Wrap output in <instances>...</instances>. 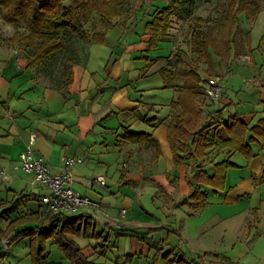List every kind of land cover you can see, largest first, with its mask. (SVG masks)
Here are the masks:
<instances>
[{
	"label": "crops",
	"instance_id": "0c3cea01",
	"mask_svg": "<svg viewBox=\"0 0 264 264\" xmlns=\"http://www.w3.org/2000/svg\"><path fill=\"white\" fill-rule=\"evenodd\" d=\"M122 31L123 33L126 32L125 30ZM110 34V32L106 34L104 43L101 45L89 43L79 44V60L72 67L73 78L71 84L68 86L66 95L56 90L53 86H46V84H44L45 79L43 80V77L37 76L33 68H28L26 63H20V58L17 55L16 49L12 48L10 45H5V42H0V170L4 169L11 175L9 181H3L0 178V192L5 189L14 193L20 188L27 189L28 183L31 184L29 181L31 177H29V175L27 176L21 171H13V165L16 163L19 154L28 142L31 132L37 134V138L32 145L34 152L44 158L51 172L56 174L61 171L63 159L66 157H75L79 159L82 155L93 160L94 158H102L105 154L115 153L122 155L125 161V142H122L121 139V137H123V129L127 127L132 130L131 127H136L152 135V138L159 143L161 153L157 161L153 164L149 163L151 162L153 154H146L148 158L147 162L151 165L150 167L146 165H142L143 167L139 166L142 157L138 153L133 155L129 154L128 156H130V158L128 159L127 169V171H130L129 174L131 175L135 172L136 174L134 177H138L139 179L144 178L147 181L150 179L166 180L169 175L177 178V186L181 189L179 196L181 197L177 196L170 199V203L166 205L168 212L171 209L174 211V209H177L179 206L186 205L188 207L190 206L189 208L192 207L188 201L180 202L183 195L187 197L189 194V186L185 181V175L189 172L186 170L187 164L179 167L174 166L166 136L167 121L171 113V106L168 104V113L162 118L160 117L161 109L159 108V104L149 99V104L142 102L144 93L146 91H151L148 90L151 88L158 89V84L155 87L144 88L142 86L141 89H139L136 84L133 87L131 85L132 81H129V84H125L126 69L123 64V61L125 63V58H123V56L127 52H130V55H132L131 53L137 51V48L128 44V46L123 48V54L113 59L111 52L114 54L116 48L113 45L114 42H112V45L108 42ZM10 36L11 35H8L7 38ZM146 40V35L140 40L142 42L141 47H144V50L146 49ZM96 46H102L105 50L103 51L99 49L101 47ZM113 47L115 49H113ZM110 49L113 50L109 53L108 50ZM143 54L144 52H141L136 58H139ZM150 65L151 64L148 65V68H145L146 63L143 60V65L140 67V71L143 72L142 78L146 81H150L151 79L152 74L149 73V71L152 65ZM98 66L102 68L101 75H97ZM21 71L25 74L22 73L23 75L20 76ZM155 73H157V70ZM150 84L147 83V86H150ZM131 88L139 93L141 100H138L137 95H133L134 91L131 90ZM24 92L25 94H23ZM105 92H109L108 100L104 103H100L101 98L107 96ZM260 92L262 93L261 103L264 104V84L260 86ZM174 97L175 94L173 93L171 100L174 99ZM148 107L153 108L149 109ZM140 108L147 112L144 117L136 115L137 109ZM219 109L224 110L225 107L222 106L219 107ZM153 117L156 118L155 122L144 123V119H151ZM164 118H166V120ZM109 120L110 122H115H111L113 126H106V121ZM141 124L145 125V128H142ZM247 124L249 125V123ZM95 127L102 129L101 132L98 131L96 134L99 135L98 139H102L101 145L103 147L99 148L100 151L96 153L93 152L94 146L91 145L92 153H89L83 148L88 146L89 138L91 137V133H94ZM106 133L110 134L108 136L114 138L110 144L105 137ZM120 141L122 142V147L124 146L123 148L119 147L121 152L110 148L111 145L119 144ZM94 145H96V142ZM252 150L254 156L249 162H246L245 157L238 153L228 155L226 151H218L217 149L209 150L208 153L213 151L216 156L214 157V162H212L211 159L209 168L204 167L207 171L212 172V163L225 158H229L230 162L235 165L227 170L226 188L221 191L223 193L226 192L224 195L225 197L219 201L217 196L220 194V190H209L201 184V190L207 193V206L201 209H195L193 207L194 209L191 208V211L189 210L187 212L189 216L197 213H200V216L205 215L203 217V222L199 221V225L203 223L207 225L214 221L212 224L213 226H220L218 237L223 238L222 234L228 233L233 238V234L237 235L240 233L239 236H236L235 239L230 241L232 242L231 246H233V248L237 243L240 245V251L234 257L235 264H264V181H261L264 168V151L253 149V145ZM206 162L207 156L201 163L204 165ZM84 168L86 169L88 167L85 166ZM237 169L241 172V176L238 177L239 180L237 181V178L232 179L234 182H231L229 185L227 182L229 176H233L236 172L234 170ZM73 174L75 182L78 179H84V177H86L85 173L78 170L76 171L74 168ZM97 176L103 175L101 172H98L95 177ZM124 177V174H122L120 178L121 182ZM143 182L145 181H142V183ZM84 183L86 184V179H84ZM95 185L99 184L96 183ZM106 185L107 182L104 186ZM162 186L165 185L163 184ZM165 189L168 194H170L174 189L176 190L177 187L167 186ZM151 191L154 190L150 189V192ZM46 193L47 191L43 190L34 198L38 201V208L36 210L39 209L41 211L39 199ZM111 194H113L114 197L116 196V193ZM132 194L128 190L127 194L124 195L120 212L121 210H125V213L121 215L119 212L117 215L118 219L114 214L111 202L105 200L102 194L99 198H93L95 199L94 201L102 205L100 214L95 215L89 208L80 210L75 214L86 213L94 217L95 221L101 220L110 232H114L116 229L126 230L133 228L138 232L145 233L148 229L158 228V231L144 236L145 242H147V239H153L156 245L151 243L147 247L142 244L133 245L132 243V254L130 255L140 254L141 258L139 257V259L143 257V259L147 261L145 264H148L150 254L156 252L160 248L164 250L167 247V251L174 250L183 253L180 247L177 248L172 246L165 240H160V243L154 240V235L163 228L157 225V221L154 218H151L150 221H144L143 216L139 215V213H136V217H134L135 214H132L134 218L126 217L128 210L133 209L134 211L135 207L140 209L137 206L139 201L137 197L141 194V191ZM22 196H26V200L33 199L21 193L20 197ZM211 196H213V199ZM241 198H247L248 205L245 207L243 206L238 213H225L226 206H237ZM7 205H9L8 200L0 201V208ZM211 206L217 208L215 211H212V214L210 213L211 210H209ZM8 208H10V206ZM9 215L6 216L7 219L10 218ZM98 215H100V218ZM237 217L239 219L235 223V218ZM113 220H115L116 224ZM112 223L114 224L113 227ZM197 227L198 226H196V228ZM193 232V228L191 232L185 229L177 231L179 239L184 242H190L188 233L191 234ZM109 236L110 235L106 237L108 242L104 250L99 245L93 246L92 249L87 245L80 246L77 241L78 238L75 239V242L82 248V251L85 247H89L90 253L84 254L89 259L99 264H105V262H101L99 259L107 257L108 248L117 247L116 242L110 243ZM201 236H203V234H201ZM201 236L196 240L197 244H194L192 247L193 259H198V261L203 264H225V258L221 253H217L218 249L215 248L216 246H207L206 242L201 239ZM133 240H137V238H133ZM48 254L49 253H47V257ZM119 258L120 256L115 257L114 260L111 261V264H121Z\"/></svg>",
	"mask_w": 264,
	"mask_h": 264
},
{
	"label": "trees",
	"instance_id": "16d2710c",
	"mask_svg": "<svg viewBox=\"0 0 264 264\" xmlns=\"http://www.w3.org/2000/svg\"><path fill=\"white\" fill-rule=\"evenodd\" d=\"M125 5L126 0H0V20L15 28L8 38L0 33V42L7 41L12 48L25 51L26 66L39 68L44 76L55 82L53 87L66 95L73 78L72 67L79 60L77 42L103 44L106 34L117 27L113 20L124 14ZM224 5V12L219 18L195 16V0H171L165 6L153 10L145 25L146 49L139 57L145 61V68L153 61L149 52L158 49L162 43L170 42L172 18L181 13H185L190 20L186 35L188 51L197 59L209 62L211 52L218 48V41H230L226 36L237 26L241 16L252 22L264 10V0H224ZM94 17L98 18V26L91 23L87 28L85 25ZM217 34L220 38H217ZM233 41L234 39L231 40ZM261 41H264V36ZM235 55L238 56L239 53L236 51ZM57 61L61 70L59 77L55 79L51 78V71ZM157 73L162 88L172 90L175 94L170 101L171 113L166 131L172 162L175 167L191 162L189 174L194 175L197 182L190 180L188 173L185 175L190 189L186 201L195 209L204 208L207 206V193L201 190L200 185L225 190L227 170L235 165L229 158H225L212 163V172H209L204 169L201 161L209 150L217 149L226 151L228 155L238 153L249 162L254 156L252 145H257L260 151H264V118L252 126L237 113L223 118V109L215 110L210 107L214 102L205 92L209 78L204 79L196 66L182 63L162 67ZM207 100L210 103L207 104ZM155 120V117L144 119V123ZM123 139L133 144L153 147L155 152L151 158L152 163L160 156L159 143L150 133L135 132L126 127L123 129ZM261 181H264V168ZM17 205L18 201H15L1 213H16ZM94 224V217L86 213L44 214L38 209L11 220L9 226L13 234L8 236L1 233V238H8L9 245L20 238H28L31 264H51L46 253L49 241L72 264H99L85 256L82 248L75 242L76 238L89 236ZM118 230V236L145 241L144 236L158 231V228L148 229L145 233L130 229ZM102 240L103 243L98 245L104 250L108 239ZM4 256L5 254L0 256V259ZM133 256L125 257L121 264L127 263V258L132 259ZM148 264L203 263L198 259L188 258L184 253L160 248L154 252Z\"/></svg>",
	"mask_w": 264,
	"mask_h": 264
},
{
	"label": "rangeland",
	"instance_id": "374dc122",
	"mask_svg": "<svg viewBox=\"0 0 264 264\" xmlns=\"http://www.w3.org/2000/svg\"><path fill=\"white\" fill-rule=\"evenodd\" d=\"M170 1L171 0H126V11L121 17L113 20V23H116L118 28L116 27L109 31L111 34L110 38H108V42L111 45L112 42H114L113 45L116 48L115 49L113 47L115 50L114 54L111 52L112 58L114 59L117 56L123 54V48L128 46V44L137 48V51L131 53L132 55H130V52H127L123 56V58H125V63L123 61V64L126 69L125 84H129V81H132L131 85L134 87L136 84L139 89H141L142 86L147 88L152 86L155 87L158 84V89L151 88L148 89L151 91H146L144 93L142 102L149 104V99L152 102L159 104V108L161 109L160 117L163 118L168 113V104H170L173 91L162 88L160 76L155 72L156 70L158 72L162 67L176 66L182 63H187L196 66L204 79L213 78L219 83L221 87L219 99L216 102L214 101L210 107L217 110L219 107L224 106L225 109L223 110L222 114L223 118L226 119L227 117L237 113L240 115L241 119L249 123V125H253L259 119L264 118V104L261 103L262 93L260 92V86L264 84V41H261L262 37L264 36V10L261 11L256 17V20L252 22L247 21L244 16H241V18H239L237 21V26L234 27L231 33L226 36V38L228 37L230 41L227 43L224 40L218 41V48L211 52V59L209 62L197 59L196 56L192 55L186 47V35L190 24V20L188 17H186V14L181 13L180 15L173 17L172 27L170 30V42L162 43L158 49L149 52L150 58L153 60L150 63L152 68L149 71V73L152 74L151 79L150 81H146L144 78H142L143 72L140 71V67L143 65V60L136 57H138L141 52H144V47H141L142 42L140 40H142L143 36L146 35L145 25L150 20L153 10L165 6ZM224 9V0H195L193 14L200 17L211 16L213 18H219L223 14ZM91 23H94L97 27L99 23L98 18L94 17L85 26L88 28ZM122 30H125L126 32L123 33ZM14 31L15 28H13L11 25L3 23L0 20V33L3 37L7 38V36L12 35ZM216 36L217 38H220V35L217 34ZM232 39H234L233 42H231ZM4 42L5 45H9L7 41ZM77 43L80 44L79 41ZM96 47H101L99 49L103 51L105 50V48L102 46ZM113 49L108 50L109 53ZM236 51L239 53L238 56L235 55ZM17 55L20 58V63H26L27 55L25 51L17 50ZM59 61H57L55 66L52 68L51 78L56 79L59 77L61 70ZM33 69L37 76L39 75V77H43V80L45 79L44 84H46V86H55V82L44 76L39 68ZM97 71V75H101L102 68L98 66ZM22 73L23 71L20 72V76L25 74ZM147 83H151L150 86H147ZM131 90L134 91L133 95H137L138 100H141L139 93L135 92V90L132 88ZM105 93L107 96L101 98L100 103H104L108 100L109 92ZM23 94H25V92ZM206 103L208 104L210 102L207 100ZM146 113V110L140 108L137 109L136 115L144 117ZM164 119L166 120V118ZM111 122L113 123L114 121ZM111 122L110 120L106 121V126H113ZM141 126L142 128H145V125L141 124ZM131 129L133 131H142L136 127H131ZM101 130V128L95 127L94 133H91V137L89 138V144L83 148L84 150L92 153L90 147L92 145L94 146L93 152L97 153L100 151L99 148L103 147L101 145L102 139H98L99 135L96 133L98 131L101 132ZM108 135L110 134L106 133L105 137L108 139L110 144L114 138ZM121 139L122 142H125V161L122 155L115 153L105 154L102 156V158H94L93 160L81 155L79 157L80 163L74 167L76 171L78 170L86 174H84L86 176L84 177L86 181L88 179L95 178L96 174L101 172V174L106 179L107 185L100 186L94 184V187H91L88 186L87 183H84V179H78L74 183V188L81 194L86 196L88 195L92 200H95L93 198L101 197V194L104 195L105 200L111 202L116 218L122 207V199L124 195L127 194L128 190L131 192V194L141 191V194L137 197L139 200L137 206L140 209L135 207L134 211L133 209L128 210L126 217H133L132 214H135L134 217H136V213H139V215L143 216L144 221H150L151 218H154L157 221V225L163 227L160 229V232L154 235V240L157 241V243H160V240H165L172 246L177 248L180 247L188 258H193L192 247L194 244H197L196 240L201 236V234H203L201 239L206 242L207 246H216L215 248L218 249L217 253H221L225 258V264H235L234 257L240 251V245L237 243L233 248V246H231L232 242L230 241L235 239L236 236H239L240 233L237 235L233 234V238L228 233L222 234L223 238L218 237L220 233V226H213L212 224L214 221L208 223L207 225L204 223L199 225V221L203 222V217L205 215L200 216V213L193 214L192 216H189V214L187 215V212L189 210L191 211V208L194 209L193 207L189 208L190 206H179L177 209H174V211L171 209L172 211L169 210L168 212L166 205L170 203V199L172 197L179 196L181 191V189H179L177 186V178L169 175L166 180L150 179L147 181L144 178L139 179L138 177H134L136 174L135 172L130 175V171H127L128 159L130 158L128 155L138 153L142 157L141 161L139 162V166L146 165L147 167H150L151 165L149 163L152 162H147L148 158L146 154H154L155 150L153 147H145L143 145H137L123 141V137H121ZM95 142L96 145H94ZM122 142L120 141L119 144L111 145L110 148L120 151L119 147H122ZM253 149L259 150L256 145H253ZM215 156V152L213 151L208 153L207 162L203 165V167L209 168V165L211 164L210 161L212 159V162H214ZM190 163L191 162H189L186 166L187 171H190ZM85 166L88 168L85 169ZM234 171H236L235 174L233 176H229V180L227 181L229 185L231 182H234L232 179L237 178V181L239 180L238 177L241 176V172L238 169ZM122 174L125 176V180L123 179L122 181L124 185L120 181ZM189 177L194 183L197 182V179L194 177V175L189 174ZM29 181L30 183L32 182V180ZM142 181L145 182L142 183ZM163 184L165 186H162ZM167 186H173L174 188L177 187V189H174L173 192L168 194L167 190L165 189ZM204 187L212 190V188L209 186L204 185ZM150 189H153L154 191L150 192ZM42 191L43 190L41 188L28 183L27 189L20 188L14 193L5 189L0 192V201H9V205L0 208V256L5 254L4 258L0 259V264H31L30 256L28 255L30 251L28 238H20L5 248L3 240L8 238H1V236L4 233H6L8 236L13 234V230L11 229V226H9L11 220H15L19 215L34 211L38 208V201H36L34 198H36V196ZM219 192L220 194L217 196V199L220 201L224 199L226 192ZM21 193L27 195V197H32L33 199L26 200V196L21 198ZM111 193H116V198ZM186 198V195H183V198L180 199V202L182 203L186 201ZM211 198L213 199V196H211ZM15 200L18 201L17 212L15 214L1 213L3 209L8 208L12 203L15 202ZM246 205H248V199L241 198L239 199L237 206H226L225 213H238L241 208L243 206L245 207ZM216 209L217 208L211 206L209 208V210H211L210 213L212 214V211H215ZM8 215L10 216V218L8 217L9 219L6 218ZM99 216L100 215H98V217ZM238 219V217L235 218V223L238 221ZM113 221L115 222V220ZM113 226L114 224L112 223V227ZM196 226L198 227L196 228ZM192 228L194 229V232L191 234L188 233L190 242H184L179 239L177 231L185 229L191 232ZM117 230L118 229H116L114 232H110L107 230L104 222L101 220H96L92 230L90 231V235H92L79 237L77 241L80 246L87 245L92 249L93 246L102 244V239L110 235V243L116 242L117 247H112L111 249L108 248L107 257L99 259L101 262H105V264H111V261L117 256H120L119 262H122L125 257L131 256L132 243L133 245L142 244L147 247L149 244L154 243L153 239H147V242H145L138 239L133 240V237L130 238L128 236L117 237V235L120 233L119 230ZM130 230L136 229L130 228ZM216 237L218 238L215 239ZM154 245L156 244L154 243ZM89 250V247H85L83 249L84 254H89ZM167 250L168 248L166 247L164 251ZM46 253H49L48 260L51 262V264H72L70 261H67L64 258L58 247L52 244L50 241L47 243ZM153 254L154 252L150 254L149 259L151 256H153ZM140 256L141 255L137 253V255H134V259L132 258L133 261L130 257L127 258V263L124 264H145L147 261H145L143 257L142 259H139Z\"/></svg>",
	"mask_w": 264,
	"mask_h": 264
},
{
	"label": "built area",
	"instance_id": "2783aa9c",
	"mask_svg": "<svg viewBox=\"0 0 264 264\" xmlns=\"http://www.w3.org/2000/svg\"><path fill=\"white\" fill-rule=\"evenodd\" d=\"M205 92L211 101H218L221 87L213 78H209L205 85ZM37 134L31 132L28 142L18 156L13 165V171H21L31 177V184L37 186L47 193L39 199L41 211L46 213L75 214L80 210L89 208L95 215L101 213L102 205L81 194L74 188L75 178L73 168L80 163V159L75 157H66L63 159V166L59 173H52L48 163L40 155L36 154L32 148ZM0 178L3 181H9L11 175L4 169L0 170ZM88 186L99 184L104 186L106 181L103 176H97L86 181ZM125 210H121L124 215ZM4 247L9 245L8 239L3 240ZM240 264V263H236Z\"/></svg>",
	"mask_w": 264,
	"mask_h": 264
}]
</instances>
